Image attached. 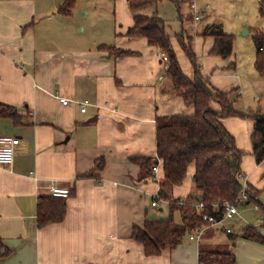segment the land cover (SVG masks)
I'll return each instance as SVG.
<instances>
[{
  "label": "crops",
  "instance_id": "1",
  "mask_svg": "<svg viewBox=\"0 0 264 264\" xmlns=\"http://www.w3.org/2000/svg\"><path fill=\"white\" fill-rule=\"evenodd\" d=\"M45 1L0 0V104L12 107L21 117V123L0 117V137L20 140L14 165L0 166V238L12 251L0 264H199L201 248L232 253L237 264H264V243L241 236L246 227L253 226L264 237V225H249L240 209L225 222L230 234L222 227L210 226L199 242L191 241L187 234L176 248L159 256L145 255L143 245L132 238L133 228L146 221L168 220L170 206L165 200L152 206L159 184L152 175L145 176L134 160L156 159L160 117L192 115L194 108L186 105L167 81L168 61L163 53L144 38L126 36L134 26L127 0L111 3L115 19L111 38L103 36L102 23L88 28V33L82 24L79 37L75 36L76 11L66 17L59 13L63 1L59 5ZM197 1L203 5L201 20L196 22L191 14L193 31L189 33L182 24L181 33L195 40L194 50L209 84L225 93L236 90L233 98L241 101L242 85L250 78L264 80L255 68L256 47V74L230 79L235 76L227 70L231 63L236 64L233 55L229 59L209 55L214 38L202 35L215 24L233 35L216 13L221 0ZM182 3L193 13L196 0L177 3L179 10ZM86 7L81 13L98 22V11ZM159 7L140 13L162 18ZM59 15L67 20L61 27ZM244 31L251 33L245 26ZM102 45L139 55L110 56L99 50ZM61 99L68 100V105ZM85 104L86 112H82ZM223 123L239 149L251 155L250 161L243 159V183L262 190L264 163H256L251 140L255 122L227 118ZM194 173L191 167L172 197L185 199L193 194ZM53 187L74 193L67 199L63 221L38 229V203L51 196ZM175 221L181 223L179 213H175Z\"/></svg>",
  "mask_w": 264,
  "mask_h": 264
},
{
  "label": "trees",
  "instance_id": "2",
  "mask_svg": "<svg viewBox=\"0 0 264 264\" xmlns=\"http://www.w3.org/2000/svg\"><path fill=\"white\" fill-rule=\"evenodd\" d=\"M78 0H63L59 13L69 17ZM134 13V26L127 32L129 38H144L150 47L158 48L168 58L166 75L171 79L177 96L185 104L194 108L192 115H172L160 117L156 128V159L141 158L134 160L140 164L145 176L152 175V166L160 164L163 177L159 183V198L169 202L168 220L146 221L142 227L133 228L132 238L141 243L147 257L159 256L164 250L173 249L182 244L185 235L197 228L208 225L198 215L194 205L202 200L205 211L216 220L225 214V203H237L240 207L253 205L261 212L264 225V204L260 201L261 191L247 186L248 201L242 203L240 196L243 189L242 160L244 153L237 147L235 137L227 130L223 121L230 117L252 119L254 130L251 135L253 155L258 165L264 163V114L261 105L247 113L236 111L234 104L239 98H233L236 90L222 92L214 89L209 80L201 73L197 56L193 49V37L186 32L178 36L184 53L191 61L194 76L185 75L171 36L166 31V22L157 14L143 15L140 12L151 6H158L165 0H127ZM264 11V0H260ZM204 37L214 38V47L210 54L229 59L234 53L235 38L222 30L221 25L207 27ZM253 42L257 50L255 68L264 77V32L253 30ZM99 50L118 58L138 56L137 52L117 47L102 45ZM217 102L221 109L215 111L212 102ZM0 117L12 118L21 123V117L12 107L0 104ZM191 167H194V192L185 199L174 198L176 187L184 184ZM89 177L90 175H85ZM92 176V174H91ZM74 192H71V196ZM215 204L219 206L215 209ZM67 199L41 198L37 210V227L60 223L65 218ZM175 213L181 216V223L175 221ZM242 238L264 243V237L256 227L248 226L241 234ZM11 249L0 238V260L11 254ZM199 264H237L236 257L228 252H214L201 248Z\"/></svg>",
  "mask_w": 264,
  "mask_h": 264
},
{
  "label": "rangeland",
  "instance_id": "3",
  "mask_svg": "<svg viewBox=\"0 0 264 264\" xmlns=\"http://www.w3.org/2000/svg\"><path fill=\"white\" fill-rule=\"evenodd\" d=\"M37 1L40 2L45 0H37ZM62 1L63 0H47L45 1V3L52 5L53 4L59 5L62 3ZM112 1L113 0H91L87 2L85 0H78L73 10L74 12L76 11V18L74 20L77 21L75 30H73L75 36L79 37V32L82 29L81 28L82 24H84L87 27L85 33H88V28H94L95 26L98 27L100 23H102L105 28L104 32L102 33L103 36L105 37L110 36L111 38V36H113L112 27L115 26V19L113 17L114 4L112 6L111 4ZM179 2L181 3V1ZM179 2H175L173 0H165L162 4H160L158 13L166 21V31L169 35H171V39L173 43L172 45L175 46V44H177L176 55H178L177 57L184 74L192 78L194 76V68L191 61L189 60V58L181 48L180 43L178 41V36L181 34L182 24H184V27L187 28L189 33L193 31V28L189 20L191 14L193 15V13L190 10H188V7L186 5L183 4L186 2L182 3L183 4L182 9L179 10L178 6L176 5ZM196 4L199 11L203 10L202 7L203 5L201 3L198 4L197 0H196ZM84 6H87L86 8L90 11L93 10L98 11L96 13V16L98 17V22L93 23L92 16L85 17L83 13H81L82 10L84 9ZM215 10L217 15H220L221 18L223 19V23L227 29L226 31L232 32L235 38V44H234L235 49L233 53V58L236 64L231 63L227 68V70H230V72L234 73L235 76L230 77V79H233L234 77L238 79L244 74L249 75L250 72L256 74V72L254 71L255 69L253 67V63L255 59V47L252 39V34H253V30L256 28L264 29V11H262L260 0H221L219 3H217ZM39 13L40 10H37V15H39ZM59 16L60 17L57 18L61 22L58 20V26L61 27L60 26L61 23H63V21L67 22V20L62 19L63 17L61 15ZM244 26L250 30L251 32L250 35L246 34V32L244 31ZM194 41L195 40H193V43ZM194 48L195 45H193V49ZM197 60L201 68V63L199 61L198 56H197ZM222 72L225 73V71L223 70ZM201 73L203 75L202 69H201ZM167 79L168 82H172L168 76ZM241 89H242L243 97L241 101L238 102L236 101V103L234 104L236 111L238 112L243 110L245 111L246 109L255 111L260 104L261 109H263L264 112V80L260 81L259 79L250 78L247 81L246 85H242ZM212 108L217 111L221 109L220 105L215 101L212 102ZM230 118L248 119L242 117H230ZM244 144L245 141H242L241 145ZM243 153H244L243 159L250 161L251 157L249 156L251 155L246 153L245 151ZM242 165H243V160H242ZM187 184L188 183H186L184 188H187ZM250 186L255 188L252 185ZM259 191H261L260 201L264 204V188ZM240 212L243 217L247 218V222L249 225H255L257 227L263 225V221L260 218L261 212L259 210H256L253 205L240 208ZM234 222L236 221L234 220Z\"/></svg>",
  "mask_w": 264,
  "mask_h": 264
},
{
  "label": "built area",
  "instance_id": "4",
  "mask_svg": "<svg viewBox=\"0 0 264 264\" xmlns=\"http://www.w3.org/2000/svg\"><path fill=\"white\" fill-rule=\"evenodd\" d=\"M176 2L183 1V0H174ZM193 14H194V20L196 22L201 20V12L197 9L196 3L192 4ZM164 61H168V58L165 54H163ZM61 103L64 105H68V100L61 99ZM88 104H85L82 106V112H86V107ZM20 146V140L15 137L11 136H3L0 137V166L3 167H9L11 168L14 165L15 156L18 151V148ZM160 172H161V166L160 164H156L152 166V178L159 184L160 181ZM242 179V177H241ZM246 182L245 178L242 179V182ZM50 195L53 198H59V199H69L71 197V190L68 188H62V187H53L50 191ZM160 201L159 195H157L155 198H153V207H157L158 203ZM242 203H246L248 201V195H247V184L243 183V189L240 196V200ZM219 205L215 204L214 208L216 209ZM196 212L198 215L202 216L203 220L208 223L207 226L197 228L194 231H192L189 234V239L191 241L199 242L202 237L205 234V229L208 227H222L226 230L228 234L232 233V230L230 228H225V222L228 220L234 218L239 214V209L242 208L237 203H225V214L221 220H216L214 217L208 214H203L205 211V203L200 200L194 205ZM256 210H258V207H255Z\"/></svg>",
  "mask_w": 264,
  "mask_h": 264
}]
</instances>
